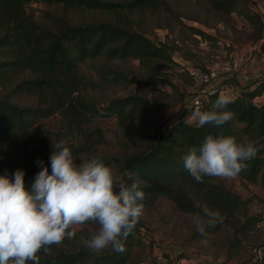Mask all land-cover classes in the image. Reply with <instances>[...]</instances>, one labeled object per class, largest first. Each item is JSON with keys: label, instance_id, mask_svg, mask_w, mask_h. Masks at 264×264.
<instances>
[{"label": "rangeland", "instance_id": "374dc122", "mask_svg": "<svg viewBox=\"0 0 264 264\" xmlns=\"http://www.w3.org/2000/svg\"><path fill=\"white\" fill-rule=\"evenodd\" d=\"M103 1L124 3L130 0ZM166 1L169 10L146 8L108 11L67 7L42 1L25 6L27 14L48 28L55 27L60 21L70 25L109 21L124 26L147 35L153 41L164 42L172 59L118 60L98 56L77 62V71L82 83L73 94L76 97L103 106L111 99L139 95L157 101L159 108L137 114L124 122L114 116L96 118L74 128L69 134L62 128L61 115L56 113L38 122L37 140L34 144L18 145L0 140V168L13 167L34 171L40 168L37 160L50 162L52 144L64 141L78 164L99 157L106 164L113 165L117 175L127 183L125 174L128 171L125 162L128 157L148 149L151 140L156 138L161 128L168 126L169 122L185 121L193 112L188 103L195 80L190 76L188 68H202L214 60H228L237 49H247L255 40L264 37V24L262 26L259 20L254 19L252 24L244 21V15L248 13L247 1L237 6L240 12L235 10L230 15L214 12L205 0ZM194 22L214 28L218 39H228L236 48L218 44L214 40L205 44L203 41L206 38L198 37L189 29L194 28L189 25ZM104 68L121 72L128 82L107 81L102 72ZM23 74L30 75L28 72ZM153 75L163 79L152 82L150 78ZM18 78L20 77L17 76L13 82ZM242 92L244 91L235 92L234 95ZM10 100L20 106L37 103L35 95L19 94L10 97ZM249 102L260 108L264 104V91ZM210 106L212 104L209 98L208 106L203 111ZM233 125L241 136V143L256 141L255 123L249 127L245 122L233 119ZM246 127H249L248 132L244 131ZM263 177L264 165L254 183L239 176L228 179L206 176V189L213 185L236 197L235 201L230 199L231 208L223 211L213 205L214 201H211L202 185L195 187L184 180L176 182L173 190L179 189L186 197L196 199L199 204L198 214L179 210L170 198L163 195H147L142 201L145 206L143 214L134 228V243L130 248V256L124 264H199V255L222 257L227 253L230 258L237 259V264H244L252 258L253 249L264 243V187L261 182ZM147 184L138 182L139 187ZM215 220L219 221L218 230L207 232L204 236L197 234L196 231L203 229L207 221ZM98 227L94 222L78 227L74 238L65 239L60 245H53V249H85L93 254L111 250L107 248L93 251L87 246V241Z\"/></svg>", "mask_w": 264, "mask_h": 264}, {"label": "trees", "instance_id": "16d2710c", "mask_svg": "<svg viewBox=\"0 0 264 264\" xmlns=\"http://www.w3.org/2000/svg\"><path fill=\"white\" fill-rule=\"evenodd\" d=\"M62 4L67 7H83L118 11L120 9L169 10L166 0H130L124 3L108 2L103 0H0V140L9 141L18 145L34 144L36 130L41 119L48 118L56 113L62 117V124L66 134L74 128L80 127L96 118L114 116L120 121H128L137 114L151 112L157 109V101L139 95H128L111 99L103 106L82 97H76L74 92L82 83L77 71V62L88 58L104 56L107 59L125 60L135 58L169 59L172 57L164 42H156L143 33L129 30L124 26L109 21L99 23L70 25L60 21L53 28H48L35 21L26 13L25 6L32 2ZM214 12L221 15H230L247 0H205ZM241 8V7H240ZM248 9V8H247ZM246 9V10H247ZM245 13L244 18L252 24L254 19L264 24L257 15ZM205 40H215L214 37L200 29H194ZM28 72L30 75L24 76ZM106 80L109 82L125 83L128 79L119 71L104 68ZM19 76L14 83L13 80ZM24 76V78H23ZM22 77V78H21ZM163 79L153 75L152 82ZM264 91V80L258 82L248 91L231 98L232 103L227 110L234 113L233 119L245 122L247 126L256 124V140L264 144V104L257 108L249 100ZM35 95L36 105L20 106L10 100L14 95ZM217 95L210 97L211 104L217 100ZM212 106L206 108L210 110ZM159 108V107H158ZM233 119L222 127L206 124H185L178 120L169 122L161 128L157 137L151 140L148 149L133 153L125 162L132 179L126 177L127 184L147 182L139 187L144 192V199L151 193L170 198L181 211L198 214L199 207L196 199L186 197L181 190H173L178 181L190 182L195 187H206V176L202 182H197L184 167V156L189 148H199L205 138L223 132L233 136L238 143L242 142L239 132L233 125ZM249 127L244 128L248 132ZM247 167L238 176L254 183L257 181L264 165V148H260L257 155L247 161ZM51 174L50 162L44 161ZM17 169L13 167L0 168V175L5 174L14 179ZM22 170V169H20ZM25 171V170H24ZM41 167L34 171H25V185L31 188ZM264 187V177L262 178ZM213 205L222 211L231 208V200H236L226 190L211 185L206 189ZM219 228V221H207L203 229L196 231L199 236L207 232H215ZM135 230L128 236L123 252L112 249L93 254L85 249L62 251L54 246L47 254L39 253V264H124L130 256V248L134 243ZM259 248L264 252V243ZM179 257L176 259L178 260ZM246 262V261H245ZM244 262V264H245ZM28 264H32L31 261Z\"/></svg>", "mask_w": 264, "mask_h": 264}, {"label": "clouds", "instance_id": "9594fccd", "mask_svg": "<svg viewBox=\"0 0 264 264\" xmlns=\"http://www.w3.org/2000/svg\"><path fill=\"white\" fill-rule=\"evenodd\" d=\"M230 97L221 95L210 110L196 109L185 124L222 127L233 119L227 110ZM51 174L42 160L31 188L25 171L14 179L0 175V264H39V253L74 238L76 230L89 222L99 225L87 241L93 251L125 250V242L144 211V192L138 182L127 184L115 167L96 157L77 163L64 141L52 144ZM264 144L259 140L238 143L223 132L209 134L199 148H189L184 167L197 181L202 177L235 178L247 167ZM132 179V173H126Z\"/></svg>", "mask_w": 264, "mask_h": 264}, {"label": "built area", "instance_id": "2783aa9c", "mask_svg": "<svg viewBox=\"0 0 264 264\" xmlns=\"http://www.w3.org/2000/svg\"><path fill=\"white\" fill-rule=\"evenodd\" d=\"M247 7L250 13L259 16L264 21L263 0H247ZM189 25L217 38L214 28H209L196 22ZM221 40L227 47L232 46L230 40ZM253 58L258 59L260 65L264 68V37L255 40L247 49L235 51L228 61L214 60L202 68H188L190 76L195 80L194 87L190 90V93H192L188 103L190 108L193 111L196 109L203 111L208 106L209 98L212 95L234 97V93L238 91H232L231 85L225 76L231 80L232 77L242 74ZM193 124L197 123L194 121ZM245 264H264L263 251L260 248H254L252 258L248 259Z\"/></svg>", "mask_w": 264, "mask_h": 264}, {"label": "crops", "instance_id": "0c3cea01", "mask_svg": "<svg viewBox=\"0 0 264 264\" xmlns=\"http://www.w3.org/2000/svg\"><path fill=\"white\" fill-rule=\"evenodd\" d=\"M247 24L248 21L244 20ZM192 28V27H191ZM194 29H198L194 27ZM198 37H200L199 34H197L194 30H192ZM213 37V36H212ZM217 37V36H216ZM215 38V37H214ZM228 39H225V41ZM213 41V40H212ZM216 43L223 44V41L215 38ZM205 44H207V40L203 41ZM202 42V43H203ZM232 44V42H231ZM232 48H236L233 44L231 46ZM222 50V49H220ZM236 50V49H235ZM241 50V49H237ZM222 52V51H221ZM225 54V52H224ZM229 60V59H228ZM224 60V61H228ZM223 61V62H224ZM207 65V64H206ZM225 78L229 81L232 91H247L249 88H251L253 85L257 84L258 82L264 80V68L260 65L258 59L253 58L248 65L245 67L244 71L240 75H236L229 80L227 76ZM234 91V92H235ZM262 250V249H261ZM263 251V250H262ZM250 253V250H249ZM251 254V253H250ZM248 257V253L246 254ZM247 257V258H248ZM263 259H264V252H263ZM199 264H237V259L234 257H231L228 255H224L222 257H211L209 255H199V258L197 260Z\"/></svg>", "mask_w": 264, "mask_h": 264}]
</instances>
